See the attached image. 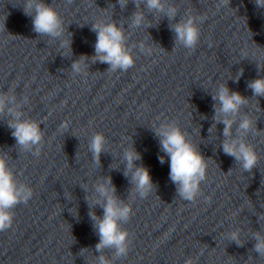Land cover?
Segmentation results:
<instances>
[{"label":"clouds","instance_id":"clouds-1","mask_svg":"<svg viewBox=\"0 0 264 264\" xmlns=\"http://www.w3.org/2000/svg\"><path fill=\"white\" fill-rule=\"evenodd\" d=\"M128 0H118L121 7H125ZM139 7L140 0H134ZM146 7L151 11L164 13L169 20L176 16V8L169 7L165 11L162 0H145ZM230 0H220V5L229 6ZM257 8H264V0H254ZM24 14L32 17L33 31L42 36L59 38L64 34V22L56 9L43 2V0H24L22 6ZM145 17L142 12H134L132 15V27H139L144 24ZM150 26V25H149ZM175 33V42L183 44L185 48L193 49L200 39V29L193 18L170 25ZM91 30L97 34L95 43V55L93 61L106 63L109 71L117 69L127 71L134 65V57L125 46L123 29L115 22L105 23L102 20L94 22ZM61 47L71 51V41L63 40ZM86 57L72 64V70L80 73L85 70ZM243 75V70L237 74V81ZM247 87L252 90L253 96L264 97V77H259L248 82ZM6 97L0 96V113H4ZM213 105L214 121L224 125L223 135L226 138L222 144L223 152L235 159L245 172H251L257 166L259 157L254 147L239 139H229L232 136V125L234 118L241 107L248 103V99L237 91H231L225 84H220L214 95ZM8 113L13 117L8 120L7 126L12 130L11 135L15 138L16 144L22 150H30L37 146L42 140V131L39 124L33 120L21 119L22 113L8 108ZM231 117V118H229ZM253 120L247 116L243 118L238 130L247 133L253 127ZM61 127H64L62 125ZM155 135L159 138L161 151L165 155L159 156L161 164L165 157L170 160V179L177 186L178 195L185 201H193L200 191V184L206 179L207 161L191 143L186 134L179 126L173 123H164L154 129ZM105 137L102 133L95 134L90 141V151L93 160L99 163L100 154L105 151ZM39 155V149L36 153ZM126 162L124 175L131 174L130 183L134 185L133 191L141 197H146L153 189L151 175L148 168L143 165L137 166L136 161L141 159L140 153L134 148L127 149L123 154ZM98 198L94 204H100L103 209V216L98 217L90 212L93 221V228L98 231L99 242L96 250L113 248L117 256H126L128 253V232L121 227V221L127 222L132 214L130 205L121 201L116 195V188L112 184L111 177L98 183L95 189ZM33 195L30 187L18 184L14 173L9 169L6 159L0 155V232L12 227V210L21 203H27ZM230 239L241 244L238 232H232ZM256 243L254 250L264 256V235L254 234ZM100 264H107L101 257ZM186 264H192L189 260Z\"/></svg>","mask_w":264,"mask_h":264}]
</instances>
